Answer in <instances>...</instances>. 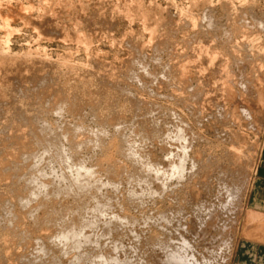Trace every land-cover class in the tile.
Instances as JSON below:
<instances>
[{"label": "rangeland", "instance_id": "374dc122", "mask_svg": "<svg viewBox=\"0 0 264 264\" xmlns=\"http://www.w3.org/2000/svg\"><path fill=\"white\" fill-rule=\"evenodd\" d=\"M14 77L21 80V90ZM4 92L10 96L6 103ZM0 93V151L9 148V153L20 156L18 150L34 137V120L41 125L47 121L57 133H72L74 128L81 133H72L75 139L71 141L67 140L71 134L54 141L46 153L48 160L35 165L18 164L11 155L0 156L2 169L16 163L0 175V248L8 257L4 258L6 264H55L56 259L60 264H89L93 258L94 264H162L165 248L152 244L149 238L160 236L162 227L168 225L161 217L163 213L172 216L168 212L172 208L173 213L182 208L189 222L200 221L195 214L199 207L214 210L206 235L193 242L199 257L220 251L221 257L215 256L224 259V264H243L239 257L247 242L264 243V211L253 201L264 168V0H0ZM61 100L68 104L58 112ZM15 106L20 108L15 110ZM24 116L33 119L28 120L30 124ZM180 127L189 139L186 149L175 139ZM120 128H126L124 140L134 143L138 149H133L139 150L142 159L134 164L111 152L118 168L114 178L121 182L114 189L102 185L109 180V163L98 144L112 140ZM44 134L45 141L55 137L49 131ZM96 136H100L99 141ZM12 137L16 140L8 144ZM78 143L84 144L76 146ZM31 144L25 150L46 152L39 141ZM58 150L66 158L75 153L89 167L102 161L103 166L97 169L102 183L89 186L93 190L88 188L86 193L66 194L71 180L61 183L62 169L70 178L76 169L70 168L72 159L65 158L61 164ZM185 152L198 161L194 179L188 158L185 171L189 175L184 181L170 178L163 187V181L149 178L147 185L142 182L138 187L141 200L130 197L134 181L121 175V168L132 170L140 165L144 175L154 177L155 170L169 172L171 164ZM41 166L45 174L39 173ZM36 174L51 182V189L36 190L39 195L35 196L29 178ZM233 185L242 186V198L236 200L235 208L224 205L222 212L221 203ZM152 189L160 191L153 194ZM28 196L33 199L29 204L18 201ZM104 201L109 203L107 207L97 205ZM124 215L134 223L120 224L110 237H100L101 246L65 253L59 236L74 223L99 219L103 227L113 216ZM135 234L140 237L136 239ZM83 252L89 256L79 263ZM101 255L108 263L101 261Z\"/></svg>", "mask_w": 264, "mask_h": 264}, {"label": "bare ground", "instance_id": "6f19581e", "mask_svg": "<svg viewBox=\"0 0 264 264\" xmlns=\"http://www.w3.org/2000/svg\"><path fill=\"white\" fill-rule=\"evenodd\" d=\"M223 1V0H222ZM134 2V1H133ZM202 3H203V1H202ZM225 3V2H224ZM63 7V6H62ZM234 9V8H233ZM126 10H127V8H126ZM208 10V9H207ZM50 11V10H49ZM188 12V11H187ZM22 14V13H21ZM128 14V13H127ZM132 14V13H131ZM24 15V14H23ZM195 15V14H194ZM152 16V15H151ZM145 17V16H144ZM22 18V17H21ZM141 18V17H140ZM47 19V18H46ZM190 20V19H189ZM159 22V21H158ZM166 22V21H165ZM162 23H163V21H162ZM184 23V22H183ZM188 23V22H187ZM7 24V23H6ZM191 24V23H190ZM230 25V24H229ZM58 26V25H57ZM197 26V25H196ZM215 26V25H214ZM195 27V26H194ZM174 28V27H173ZM241 29V28H240ZM160 30V29H159ZM66 31V30H65ZM162 32V31H161ZM158 34V33H157ZM167 35V34H166ZM170 37V36H169ZM172 37V36H171ZM162 41H164V40H162ZM160 42V41H159ZM165 42V41H164ZM171 43V42H170ZM232 43V42H231ZM230 44V43H229ZM157 46V45H156ZM217 47V46H216ZM215 48V47H214ZM218 49V48H217ZM238 49V48H237ZM173 50V49H172ZM142 51V50H141ZM220 53V52H219ZM175 55V54H174ZM184 56V55H183ZM223 56V55H222ZM4 57V56H3ZM172 57V56H171ZM156 58H157V56H156ZM128 59V58H127ZM180 60V59H179ZM193 60V59H192ZM178 61V60H177ZM125 62V61H124ZM141 62V61H140ZM207 63V62H206ZM187 64V63H186ZM10 66L12 67V65L10 64ZM7 67H8V65H7ZM8 69H9V67H8ZM6 71V70H5ZM11 71V70H10ZM47 71V70H46ZM174 71V70H173ZM210 71V70H209ZM27 72V71H26ZM31 72V71H30ZM13 73H15V72H13ZM20 73V72H19ZM22 73V72H21ZM32 73H33V71H32ZM150 73V72H149ZM166 73V72H165ZM173 73V72H172ZM15 74H17V73H15ZM15 74H12V75H14L15 76ZM28 74V73H27ZM26 73H25V75H27ZM31 74V73H30ZM171 74V73H170ZM18 75V74H17ZM11 76V75H10ZM20 76V75H19ZM45 76V75H44ZM213 76V75H212ZM13 77V76H12ZM17 77V76H16ZM16 77H14L13 78V80H14V83H15V86L16 87H20V84H19V82L21 83V80H19V79H17ZM21 79V78H20ZM45 79V78H44ZM114 79V78H113ZM173 79V78H172ZM191 79V78H190ZM5 80V79H4ZM42 80V79H41ZM45 80H47V79H45ZM243 80V79H242ZM252 80H254V79H252ZM251 80V81H252ZM48 81H49V79H48ZM244 81V80H243ZM42 82V81H41ZM45 82V81H44ZM47 82V81H46ZM45 82V83H46ZM108 82V81H107ZM254 82V81H253ZM9 83V82H8ZM11 84V83H10ZM22 84H23V82H22ZM190 84V83H189ZM244 84V83H243ZM251 84V83H250ZM7 85V84H6ZM168 85V84H167ZM5 86V85H4ZM14 86V85H13ZM252 86V85H251ZM12 87V86H11ZM260 87V86H259ZM14 88V87H13ZM252 88V87H251ZM15 89V88H14ZM22 88L20 87L19 88V90H21ZM12 90V89H11ZM195 90V89H194ZM172 91V90H171ZM192 91V90H191ZM9 92V91H8ZM14 92H16V91H14ZM248 92V91H247ZM5 93L6 92H4L3 94H4V96H3V100H4V102L6 103V101L7 100H9L10 99V96L9 95H5ZM17 93V92H16ZM23 93V92H22ZM182 93V92H181ZM9 94V93H8ZM11 94V93H10ZM44 94H45V92H44ZM257 94V93H256ZM0 95H1V93H0ZM18 95V94H17ZM65 95V94H64ZM244 95V94H243ZM242 95V96H243ZM258 95V94H257ZM180 96V95H179ZM1 97V96H0ZM8 98V99H6L5 100V98ZM79 97V96H78ZM64 98V97H63ZM69 98V97H68ZM65 99H67V97L65 98ZM188 99V98H187ZM2 100V101H3ZM16 100V99H15ZM40 100V99H39ZM63 100V99H62ZM60 101V102H63V101ZM138 100V99H137ZM136 100V101H137ZM140 100V99H139ZM64 101H66V100H64ZM8 103H9V101H8ZM12 102H10V104H11ZM134 103H135V101H134ZM142 103V102H141ZM141 103H139V104H141ZM252 103V102H251ZM16 104H17V102H16ZM21 104V103H20ZM59 104V103H58ZM64 104H68V103H61L60 105H57L58 107H57V111L59 112V111H61L62 112V109H63V106H65ZM138 104V103H137ZM6 105H8V104H6ZM244 105V104H243ZM18 106H20L19 104H18ZM69 106V105H68ZM102 106V105H101ZM135 106V105H134ZM136 106H138V105H136ZM135 106V107H136ZM142 106V105H141ZM6 107V106H5ZM10 107V106H9ZM16 107V106H15ZM140 107V106H139ZM248 107V106H247ZM246 107V108H247ZM18 108H20V107H16V108H14L15 110L17 109L18 110ZM28 108V107H27ZM137 109H138V107H136ZM4 109V108H3ZM2 109V110H3ZM66 109V108H65ZM64 109V110H65ZM136 109V110H137ZM140 109H141V107H140ZM7 110V109H6ZM15 110H14V112H15ZM253 110V109H252ZM23 111H25V110H23ZM39 111V110H38ZM248 111H249V108H248ZM247 111V112H248ZM6 112V111H5ZM10 112H12V111H10ZM13 112V113H14ZM22 112V111H21ZM28 112V111H27ZM92 112V111H91ZM243 112V111H242ZM254 112V111H253ZM26 113V112H25ZM114 113V112H113ZM135 113H137L136 111H135ZM243 113H245V114H247L246 112H245V110H244V112ZM248 113H250V112H248ZM6 114V113H5ZM21 114H23V113H21ZM137 114H139V113H137ZM136 114V115H137ZM142 114V113H141ZM2 115V114H1ZM0 115V116H1ZM4 115V114H3ZM24 115H26V114H24ZM250 115V114H249ZM5 116V115H4ZM98 116V115H97ZM120 116V115H119ZM226 116V115H225ZM240 116V115H239ZM248 116V115H247ZM252 116V115H251ZM8 117V116H7ZM12 117V116H11ZM13 117H15V116H13ZM20 117V116H19ZM25 117V116H24ZM252 117H254V116H252ZM10 118V117H9ZM17 119V118H16ZM24 119H26V122L29 120H33V119H31V118H28L27 116L24 118ZM10 120H12V119H10ZM23 120V119H22ZM13 121H14V119H13ZM17 122H18V120H16ZM20 121V120H19ZM25 121V120H24ZM23 121V122H24ZM29 121H28V123H29ZM35 121V120H34ZM34 121H33V124H34V127H32L34 130H33V132H34V137H32V138H30V140H29V143L27 144V145H30L32 142L33 143H38V141H39V143H41V145H43L44 147H45V149H46V152L44 153V154H38V152L37 153H35V151H32V152H30L31 151V149H28L27 148V150H25V148L27 147V145L26 144H24V146H23V148H22V150H18V148H17V150L18 151H20V156H19V153H9L10 151H9V148H6V149H4V150H2V151H0V156H4V157H7L8 155H11L14 159H15V161H17L16 163H18L19 164V162L21 161L22 162V164H26V162L29 164V163H31L30 164V166L31 165H35V164H38L40 161H44V160H48L47 159V157H46V153L47 152H49V150H50V148L52 147V143L54 142V141H60V140H63L65 137H68V135L69 134H71L72 135V138H71V135H70V138L69 139H67L68 141H71V140H74L75 139V137H73V134L72 133H77L78 134V132H76L78 129L77 128H72L73 130H71L72 131V133H69L70 132V130H69V132L67 131H60L61 133H57V132H55V130L52 128V126L49 124V123H47V121H45V125H41V124H39L38 123V121H35V122H37V123H34ZM232 121V120H231ZM8 123V122H7ZM42 123V122H41ZM95 123H96V121H95ZM30 124V123H29ZM91 124V123H90ZM147 124V123H146ZM19 125V124H18ZM28 125V124H27ZM227 125V124H226ZM8 126V125H7ZM10 126V125H9ZM117 126V125H116ZM30 127V126H29ZM75 127V126H74ZM24 128V127H23ZM27 128V127H26ZM31 128V129H32ZM66 128V127H65ZM0 129H1V127H0ZM12 129V128H11ZM20 129V128H19ZM29 129V128H28ZM126 129V128H125ZM125 129L124 130H122L121 128H120V130H118V135L117 136H114V138L112 139V140H110L109 142H107V143H105V142H100V144H98V146L100 145V149H101V147L102 148H104V151H105V160L109 163L108 164V168H107V175H108V181H107V183L105 184H103L102 183V180H101V178L99 177L100 176V170H97L98 168H100L99 166L101 165V166H103V162L102 161H99L98 163H94V164H92V165H90V167L89 166H87L86 164H85V162H83V161H81V160H78L77 159V157L75 156V153H73L72 152V154L70 155V156H68L67 158L68 159H72L73 161H74V164L72 165V166H70V168H71V170L73 169V170H75V176H74V174H73V177H69L68 175H66L65 173H64V171H65V169L63 168L62 169V173H63V175H62V181H61V183L63 182V181H65V180H71V182H70V184L67 186V189H66V194H76V195H78L77 193H82V192H85L86 193V189H88V188H90L92 185H96V186H98L99 184H101L102 183V185H109L110 187H113L114 189H118L119 187H120V184H121V182L119 181V180H116L115 178H114V175H115V173H116V171L118 170V168L116 169V167L113 165V162H112V155L116 152V153H119V154H121L122 155V157H125V159L126 160H131V162L132 163H139V161H138V159L141 157V159H142V156H140L139 155V153H137V152H135L134 151V147L135 146H133L134 145V143L133 144H131V142H128V140L126 139V141L124 140V138H126V137H124V133H125ZM10 130V129H9ZM23 130V129H22ZM26 130V129H25ZM30 130V129H29ZM62 130V129H61ZM122 130V131H121ZM16 131H18V130H16ZM24 131V130H23ZM22 131V132H23ZM48 131L50 132V134L51 133H53L54 134V138H53V140H51V141H45V139L42 137V135L44 134V132H47V134H48ZM9 132V131H8ZM10 132H11V130H10ZM26 132H28V131H26ZM32 132V133H33ZM43 132V133H42ZM82 132H83V130H82ZM98 132H100V131H98ZM97 132V133H98ZM103 132V131H102ZM101 132V133H102ZM3 133V132H2ZM80 133V132H79ZM92 133V132H91ZM96 133V132H95ZM105 133V132H104ZM76 134V135H77ZM85 134V133H84ZM89 134V133H88ZM103 134V133H102ZM102 134H100V136H103ZM188 134V133H187ZM8 135V134H7ZM17 135V134H16ZM22 135V134H21ZM26 135V134H25ZM44 135H46V134H44ZM79 135H81V133L79 134ZM79 135H77L78 137H79ZM94 135V134H93ZM127 135V134H126ZM192 135H193V133H192ZM6 136V135H5ZM15 136V135H14ZM27 136L29 137V135L27 134ZM99 136V137H100ZM9 137V136H8ZM78 137L76 138V139H78ZM99 137H97L96 136V140L99 138ZM105 137V136H104ZM1 138H2V136H1ZM92 138V137H91ZM89 136H88V139H91ZM245 138V137H244ZM19 139H21V138H19ZM93 139V138H92ZM91 139V140H92ZM95 139V138H94ZM102 139V138H101ZM130 139V138H129ZM175 139H176V141H178V143L179 142H181V143H183L184 145H182V148H184V149H186V147H185V145L189 142V139H188V137H187V135H186V132H185V129L183 128V127H180V128H178V130H177V133H176V137H175ZM239 139V138H238ZM242 139V138H241ZM7 140V139H6ZM5 140V141H6ZM8 140H10L9 142H7L8 144L9 143H11L13 140H16V137H12V138H8ZM7 140V141H8ZM86 140H87V138H86ZM90 140V141H91ZM103 140V139H102ZM105 141H106V139H104ZM4 141V142H5ZM20 141V140H19ZM78 141V140H77ZM93 141L94 140H92V143H93ZM97 141H99V140H97ZM97 141H96V144H97ZM130 141H131V139H130ZM15 142V141H14ZM21 142V141H20ZM19 142V143H20ZM76 142V140L74 141V143ZM15 143H17V142H15ZM22 143V142H21ZM20 143V144H21ZM60 143V142H59ZM62 143V142H61ZM81 143V142H80ZM90 143V142H89ZM92 143H90V144H92ZM241 143V142H240ZM18 144V143H17ZM19 144V145H20ZM70 144H72V142H70ZM84 143H82V144H77L76 146H82ZM95 144V145H96ZM5 145H7V144H5ZM16 145V144H15ZM40 145V144H39ZM73 145V144H72ZM87 145H89V144H87ZM30 146H32V144L30 145ZM60 146V145H59ZM94 146V145H93ZM242 146V145H241ZM16 147H18V146H16ZM56 147V146H55ZM86 147V146H85ZM96 147V146H95ZM94 147V148H95ZM179 147V146H178ZM12 148V147H11ZM60 148H61V146H60ZM74 148V147H73ZM135 148H137V147H135ZM53 149V148H52ZM51 149V150H52ZM58 149V148H57ZM64 149V148H63ZM98 149V148H97ZM99 149V150H100ZM138 149V148H137ZM54 150V149H53ZM74 150V149H73ZM76 150V149H75ZM55 151V150H54ZM72 151V150H71ZM79 151V150H78ZM102 151V150H101ZM114 152L113 154H111V152ZM234 151V150H233ZM12 152V151H11ZM195 152V151H194ZM57 154H56V156L58 157V158H60V160H61V164H62V161L66 158L65 157V155H63V151H59L58 150V152H56ZM65 153V152H64ZM90 153V152H89ZM50 155V154H49ZM192 155V154H191ZM239 156V155H238ZM52 157V156H51ZM54 158V157H53ZM66 158V159H67ZM188 158H189V155H188V153H183L181 156H178V160L175 162V163H173V164H171V169H170V171L169 172H162V171H159V170H155V176L154 177H147L146 175H144V172H142L140 169H139V166L138 167H136V166H132L131 168H132V170H127V169H124V168H121L120 169V174L122 175V174H126L127 175V178H129L130 180H133L134 181V183L131 185V186H133L131 189H130V197L134 200V198H139L140 200H141V198H142V191L140 192L139 191V189H138V187L140 186V184H142V182H147L148 180H149V178H151V180H153V181H155V180H159V182L160 181H163V187H166V185L168 184L167 182H168V180L170 179V178H174V177H176L177 178V180H178V182L179 183H181L182 181H184L185 179H186V176L188 177V175H189V173H187L186 174V164H187V160H188ZM200 158V157H199ZM190 159V161L192 162V166H191V168H190V175H192L191 177H192V179H194V177L193 176H195L196 174H198V172H199V168L197 167V163H198V161H196V159L195 158H193V157H191V158H189ZM53 160V159H52ZM57 160V159H56ZM59 160V161H60ZM245 160V159H244ZM15 161H14V164H16L15 163ZM42 161V162H43ZM55 161V160H54ZM69 161V160H68ZM67 161V162H68ZM117 161V160H116ZM238 161V160H237ZM2 162V161H1ZM203 162V164H204V161H202ZM51 163H54V162H51ZM57 163V162H56ZM64 163V162H63ZM70 163V162H69ZM3 163H1V165H2ZM14 164H12V165H9V166H7V167H4L3 169L0 167V169H2V170H0V175L1 174H3V170L5 171L6 170V168H8V169H12L13 168V166H14ZM21 164V163H20ZM45 164V163H44ZM43 164V165H44ZM68 164V163H67ZM124 164V163H123ZM206 164V163H205ZM235 164V163H234ZM66 165V164H65ZM118 165V164H117ZM146 165V164H145ZM237 165V164H236ZM40 166V165H39ZM58 166H59V164H58ZM148 165H146V167H147ZM149 166H150V164H149ZM19 167V166H18ZM26 167V166H25ZM36 167V166H35ZM49 167V166H48ZM143 167H145L144 165H143ZM208 167V166H207ZM41 169H39V167H38V169H39V173H42V174H45L46 173V169L45 168H42V166L40 167ZM151 168V167H150ZM149 167L147 168V169H150ZM153 168V167H152ZM155 168V167H154ZM154 168H153V170H154ZM19 169V168H18ZM101 169V168H100ZM146 168H144V170H145ZM187 169H189V168H187ZM238 169V168H237ZM52 170L56 173V169H55V167L54 168H52ZM201 170V169H200ZM203 170V169H202ZM69 171V170H68ZM152 171V170H151ZM243 171V170H242ZM72 172V171H71ZM145 172H146V170H145ZM61 173V174H62ZM149 173V172H148ZM152 173V172H151ZM150 173V174H151ZM10 174V173H9ZM20 174V173H19ZM19 174L17 175V176H19ZM61 174L60 175H58L57 174V177H59V176H61ZM70 174V173H69ZM225 174V173H224ZM15 175H16V173H15ZM33 175V174H32ZM3 177H4V175H2ZM41 176V175H40ZM40 176H38L37 174L36 175H34V176H32L31 178H29V179H31L30 180V182H31V185H34V188H31L32 189V193H33V195H37L38 194V192H36V190H44V189H49L50 188V186H51V182L49 183V182H47L46 180H43L42 179V176L40 177ZM148 176H150V175H148ZM151 176H153V174L151 175ZM167 177V179H165ZM60 178V177H59ZM165 179V180H164ZM91 180V181H90ZM7 181V180H6ZM90 181V182H89ZM89 183V184H88ZM187 183V182H186ZM185 183V184H186ZM60 184V183H59ZM146 184V183H145ZM144 184V185H145ZM166 184V185H165ZM192 184V183H191ZM247 184V183H246ZM147 185V184H146ZM150 185V184H149ZM248 185V184H247ZM90 186V187H89ZM143 186V185H142ZM196 186V185H195ZM63 187V186H62ZM149 187V186H148ZM241 187L242 186H240V185H233L232 187H230L229 188V190L227 191V193H228V196H227V198L226 199H224L223 200V202L221 203V206H220V209H221V211L223 212V206L225 205L226 206V209L227 208H230L231 206H234L233 208H235V204H236V200L237 199H239V197H240V189H241ZM247 187V186H246ZM54 188V187H53ZM58 188V187H57ZM65 188V187H64ZM95 188V187H94ZM147 188V187H146ZM153 188V187H152ZM159 188V187H158ZM51 189V188H50ZM49 189V190H50ZM92 188H90V190H91ZM98 189V188H97ZM100 189V188H99ZM141 189V188H140ZM243 189V188H242ZM64 190V189H63ZM93 190V189H92ZM107 190V189H106ZM148 190V189H147ZM151 190V189H150ZM162 190H164V188L162 189ZM190 190V189H189ZM247 190V189H246ZM45 191V190H44ZM57 191V190H56ZM55 191V192H56ZM98 191V190H97ZM159 191L160 190H156V189H152V192H153V194H157V193H159ZM151 192V193H152ZM43 193V192H42ZM143 193H145V191L143 192ZM148 193H149V191H148ZM188 193V192H187ZM44 194V193H43ZM42 194V195H43ZM54 194V193H53ZM65 194V195H66ZM152 194V195H153ZM162 194V193H161ZM39 195V194H38ZM47 195V194H46ZM80 195H82V194H80ZM146 195V194H145ZM147 195H149L150 196V194H147ZM195 195H196V193H195ZM1 196V195H0ZM17 196V195H16ZM50 196V195H49ZM48 196V197H49ZM69 196H71V195H69ZM73 196V195H72ZM88 196V195H87ZM95 196V195H94ZM98 196V195H97ZM119 196V195H118ZM157 196H159V195H157ZM226 196V195H225ZM62 197V196H61ZM129 197V198H130ZM245 197H246V195H245ZM4 198V197H3ZM66 198V197H65ZM78 198V197H77ZM85 198V197H84ZM128 198V199H129ZM240 198H242V197H240ZM1 200H2V198H0ZM64 199V198H63ZM151 199V198H150ZM11 200V199H10ZM32 197H26V198H23V200H19L18 199V201L19 202H25L26 204H29L30 202H32ZM39 200V199H38ZM48 200V199H47ZM95 200V199H94ZM138 200V199H137ZM143 200V199H142ZM191 200V199H190ZM241 200H243V199H241ZM3 201H4V199H3ZM56 201H57V199H56ZM82 201V200H81ZM128 201V200H127ZM2 202V201H1ZM9 202H11V201H9ZM96 202V201H95ZM132 202V201H131ZM137 202V201H136ZM139 202L141 203V201H138L137 203L139 204ZM78 203V202H77ZM127 203V202H126ZM134 203V202H133ZM176 203V202H175ZM229 203V204H228ZM9 204V203H8ZM14 204V203H13ZM41 204V203H40ZM42 204H44V203H42ZM51 204V203H50ZM57 204V203H56ZM108 204L109 203H107V202H105L104 201V203H101L100 204V202H98L97 203V205L98 206H100L101 208H105V207H107L108 206ZM137 204V205H138ZM143 204V203H142ZM228 204V205H227ZM238 204V203H237ZM3 205V204H2ZM12 205V204H11ZM90 205V204H89ZM179 205V204H178ZM29 206V205H28ZM42 206V205H41ZM185 206V205H184ZM27 207V206H26ZM139 207V206H138ZM192 207H193V205H192ZM1 208V207H0ZM31 208V207H30ZM41 208V207H40ZM79 208V207H78ZM99 208V207H98ZM111 208V207H110ZM232 208V209H233ZM35 209V208H34ZM173 209V208H172ZM172 209H169L168 210V212H172L171 214H172V216L171 215H166V214H164L163 213V215H162V217H161V220L163 219V220H165V221H168L167 223H168V225H166V226H163L162 227V230H161V232H160V236L158 235V234H156V235H154L152 238H149L150 240V242L152 243V244H159L160 246H163L164 248V250H165V255H164V257H163V259L161 260V262H162V264H224V259H222L221 258V260H220V258L219 257H221L220 256V254H222L219 250V252H216V251H211V254H208L207 256H204V255H200V257L198 256V254H200V251H198V249L193 245L194 243V241H196V237H198V236H200V235H206V230H207V228L209 227V225H211V220H212V218H213V212H214V210H212V209H209L208 207H205L204 209H202L201 207H199V208H197L196 209V211H195V214L196 215H198V216H200L201 218H200V221H195V220H191L190 222L189 221H187V220H185V217H186V212L182 209V208H180V209H178L177 210V212H175L174 211V213H176V214H174L173 213V211H172ZM231 209V208H230ZM27 210V209H26ZM26 210H24V211H26ZM30 210V209H29ZM28 210V211H29ZM31 210H32V208H31ZM235 210V209H234ZM8 211V210H7ZM62 211V210H61ZM60 211V212H61ZM95 212L97 211L98 212V210H94ZM236 211V210H235ZM234 211V212H235ZM35 212V211H34ZM64 212V211H63ZM218 212V211H217ZM32 213V212H31ZM101 213V212H100ZM106 213V212H105ZM219 213V212H218ZM239 213H241L240 212V210H239ZM239 213H235L237 216H238V214ZM2 214V213H1ZM24 214V213H23ZM61 214V213H60ZM89 214H91V211H90V213ZM168 214V213H167ZM29 215V214H28ZM81 216H82V214H80ZM86 215H88V213L86 214ZM193 215V214H192ZM217 215V214H216ZM227 215V214H226ZM80 216V217H81ZM195 216V215H194ZM241 216V215H240ZM73 217V216H72ZM189 217V216H188ZM187 217V218H188ZM210 217V218H209ZM70 218V217H69ZM98 218V217H97ZM207 218H209V220H207ZM231 218V217H230ZM36 219V218H35ZM40 219V218H39ZM46 219V218H45ZM45 219H44V221H45ZM62 219H64V218H62ZM81 219V218H80ZM237 219V218H236ZM239 219V218H238ZM54 220V219H53ZM65 220V219H64ZM99 220V219H98ZM98 220H92V219H90V220H87L86 222H76V223H74L70 228H68L67 230H65V231H63L62 233H60V236H59V241L61 242V244L63 245L64 243V251H65V253H67V252H70L71 250H75V249H77V251H78V249H80V248H82V247H85V246H93V245H100L101 244V242H100V237H104V238H107V237H110V235L113 233V231L115 230V229H118L119 227H120V224L122 225H124L125 223H127V224H131V223H134L132 220H131V217H128L127 215H124V216H113L112 217V219L111 220H109V221H107V222H105L104 223V226L102 227V226H100L101 224H102V221H98ZM149 220V219H148ZM82 221V220H81ZM104 222V221H103ZM163 222V221H162ZM189 222V223H188ZM13 223V222H12ZM52 223V222H51ZM67 223V222H66ZM235 223H236V221H235ZM237 223H238V220H237ZM42 224V223H41ZM45 224V223H44ZM46 225V224H45ZM53 225V224H52ZM173 225V226H172ZM213 226H214V223L212 224ZM215 225H216V223H215ZM238 225V224H237ZM161 226V225H160ZM171 226V227H170ZM217 226V225H216ZM236 226V225H235ZM101 227H102V229H101ZM158 227V226H157ZM215 227V226H214ZM232 227V226H231ZM105 228V229H104ZM121 228H122V226H121ZM43 230V229H42ZM55 230V229H54ZM98 230H100V233L98 232ZM103 230H104V232H103ZM213 230V229H212ZM237 230V229H236ZM156 231V230H155ZM133 233H134V231H132ZM218 232V231H217ZM40 233V232H39ZM136 233V232H135ZM222 233V232H221ZM228 233V232H227ZM234 233H235V231H234ZM41 235V234H40ZM54 235V234H53ZM166 236L167 238H161L162 236ZM219 235V234H218ZM222 235V234H221ZM135 236H136V239H138L140 236L138 235V234H135ZM229 237V236H228ZM42 238H44V237H42ZM171 238V241H169V239ZM207 238V237H206ZM39 239H41V238H39ZM45 239V238H44ZM193 239V240H192ZM211 239V238H210ZM42 240V239H41ZM207 240H209V239H207ZM223 240V239H222ZM227 240H229V238L227 239ZM148 241V242H149ZM176 241V242H175ZM211 241H212V239H211ZM224 241H225V236H224ZM230 241H232L231 239H230ZM54 242V241H53ZM139 242V241H138ZM36 243V242H35ZM140 243V242H139ZM199 243H201V242H199ZM228 243H229V241H228ZM227 243V244H228ZM231 243H233V241L231 242ZM141 244V243H140ZM32 245V244H31ZM46 245V244H45ZM206 245H207V243H206ZM4 246V245H3ZM47 246V245H46ZM46 246L45 247H43V245H42V249L43 248H46ZM91 246V247H92ZM101 246V245H100ZM108 246V245H107ZM137 246V245H136ZM208 246H209V244H208ZM212 246V245H211ZM224 246V245H223ZM229 246V245H228ZM48 247V246H47ZM213 247V246H212ZM216 247V246H215ZM226 248H227V246H225ZM230 247H231V244H230V246H229V249H230ZM50 248V247H49ZM202 248V247H201ZM217 248V247H216ZM219 248V247H218ZM224 247H222V249L221 250H224L223 249ZM2 248H0V264H6V262L4 261V258L7 256V255H4L5 253H3L2 251L3 250H1ZM16 249H17V247H16ZM30 250H31V248H30ZM44 250H46V249H44ZM49 250V249H48ZM85 250H87V249H85ZM90 250H91V248H90ZM89 250V251H90ZM214 250H215V248H214ZM52 251V250H51ZM81 251V250H80ZM79 251V252H80ZM231 251H232V249H231ZM48 252V251H47ZM82 252V251H81ZM86 252H88V251H86ZM148 252V251H147ZM223 252V251H222ZM229 252H230V250H229ZM7 253V252H6ZM49 253V252H48ZM47 253V254H48ZM71 253V252H70ZM89 253V252H88ZM92 253V252H91ZM91 253H90V256H91ZM101 253V252H100ZM203 253V252H202ZM217 253V254H216ZM224 253H228V252H224ZM41 254V253H40ZM80 254V253H79ZM97 254V253H96ZM110 254V253H109ZM215 254H216V256H218V254H219V257H216L215 256ZM4 255V256H3ZM228 256H229V254H227ZM22 256V255H21ZM26 256V255H25ZM86 256H89V255H87L85 252H83V254H80V256H78L79 258L77 259V262H79V261H82ZM108 256V255H107ZM222 256H226L225 254L224 255H222ZM232 256V255H231ZM31 257V256H30ZM102 257V255L100 256V258ZM230 257V256H229ZM7 258L8 257H6V259L5 260H7ZM29 258V257H28ZM27 258V259H28ZM57 258V257H56ZM59 258H61L62 259V257L60 256ZM89 258V257H88ZM93 258V257H92ZM122 258V257H121ZM218 258H219V260L220 261H218ZM227 258V257H226ZM23 259H24V257H23ZM26 259V258H25ZM60 259V260H61ZM71 259V258H70ZM86 259V258H85ZM94 259V258H93ZM93 259L92 260H90L89 262V264H94L92 261H93ZM110 259V258H109ZM17 260V259H16ZM15 260V261H16ZM20 260H22V259H20ZM29 260V259H28ZM99 260V259H98ZM97 260V261H98ZM132 260V259H131ZM34 261V260H33ZM86 261V260H85ZM101 261H104V262H106V263H108V258L107 257H102L101 258ZM26 262V261H25ZM60 262V261H59ZM58 262V259H56L55 260V264H60ZM83 262H84V260H83ZM87 262V261H86ZM139 262V261H138ZM230 262V261H229ZM14 263V262H13ZM79 263H81V262H79ZM101 263V262H100ZM99 263V264H100ZM127 263H129L128 261L127 262H123V264H127ZM152 263V262H151ZM156 263V262H155ZM75 264V263H74ZM82 264H87V263H82ZM97 264V263H96ZM102 264V263H101ZM158 264V263H157ZM227 264V263H226Z\"/></svg>", "mask_w": 264, "mask_h": 264}, {"label": "crops", "instance_id": "0c3cea01", "mask_svg": "<svg viewBox=\"0 0 264 264\" xmlns=\"http://www.w3.org/2000/svg\"><path fill=\"white\" fill-rule=\"evenodd\" d=\"M260 186L254 194V205L264 211V168L260 177ZM244 250L241 251L239 261L243 264H264V243L247 242Z\"/></svg>", "mask_w": 264, "mask_h": 264}]
</instances>
